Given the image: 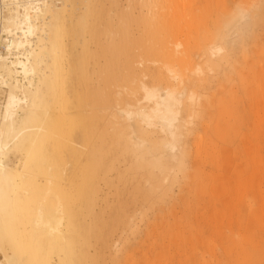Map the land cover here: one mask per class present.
<instances>
[{"label": "bare ground", "instance_id": "1", "mask_svg": "<svg viewBox=\"0 0 264 264\" xmlns=\"http://www.w3.org/2000/svg\"><path fill=\"white\" fill-rule=\"evenodd\" d=\"M137 1V19L132 20L127 10L116 21L111 1L103 12L99 0H0V264H88L89 228L83 218L89 216L90 195L97 190L91 182L104 165L103 155L112 154L122 142L133 156L149 147L141 141L132 148L123 128L112 127L117 125L114 118L159 124L174 135L185 92L183 82L176 87V79L182 81L176 63L188 60L183 28L172 41L182 54L173 56L176 52L168 46V59L173 60L159 67L172 75L174 86L150 88L141 82V99L132 106H123L115 94V86L127 82L125 76L116 78L113 65L130 43V21L137 23L139 42L148 49L153 38L167 34L168 15L174 10L171 0ZM236 4L212 35V56H226L254 32L255 22ZM254 9L256 15L259 5ZM101 39L106 40L104 46ZM77 87L84 90L82 96L76 94ZM114 100L119 103L112 105ZM174 148L169 140L150 147L154 153L167 152L166 157H172L168 152ZM183 155H176L179 165ZM146 161L141 167L161 163L159 156ZM259 170L253 162L252 175L243 178L236 173L233 200H224L222 189L214 194L223 207L214 211L211 221L222 223L225 204L240 201ZM153 175H149L152 188L165 191L159 182L168 181L167 176ZM210 191L214 192L213 185ZM252 220L256 223V215ZM176 236V230L169 234L168 245H176ZM243 243L241 238L239 248ZM241 252L250 256L246 248ZM160 262L166 264L164 258Z\"/></svg>", "mask_w": 264, "mask_h": 264}, {"label": "rangeland", "instance_id": "2", "mask_svg": "<svg viewBox=\"0 0 264 264\" xmlns=\"http://www.w3.org/2000/svg\"><path fill=\"white\" fill-rule=\"evenodd\" d=\"M109 1L116 21L127 10L132 20L139 17L137 0H129V4L126 0H99L103 12ZM171 1L174 10L168 15L167 34L153 38L148 49L139 42L137 23L130 21V43L125 54L114 61L113 73L116 78H127L126 83L115 86L123 106L141 99V82L150 88L174 86L172 75L159 67L173 60L168 59V46L176 52L173 56L182 54L183 49L172 41L174 33L183 28L188 60L176 63L182 75V81L176 79V87L183 82L185 89L176 130L169 136L159 124L114 118L117 125L112 127L123 128V137L132 148L141 141L149 147L140 148L133 156L122 142L113 155H103L104 165L91 182L97 190L90 195L89 216L83 218L89 228L88 264H162L161 258L166 264H264V0H184L182 5H176L179 0ZM252 2L255 5L248 8ZM236 3L245 8L248 20L255 22L251 27L254 32L226 56H212V35ZM256 5L260 9L255 15ZM105 42L101 39L102 46ZM103 61L100 56L98 63ZM94 78L92 75V81ZM75 91L80 96L84 92L79 87ZM111 108L116 114V107ZM163 140L174 144L168 152L172 157L151 151L153 144ZM181 152L183 162L179 165L176 155ZM152 156H159L161 163L141 167ZM253 162L260 168L259 175L254 176L243 198L225 204L222 223L211 221L214 211L223 207L214 194L218 196L222 189L223 199L233 200L236 173L243 178L252 175ZM150 174H158L160 179L167 176L168 181L159 182L165 191L152 188ZM252 214L256 223L251 221ZM175 230L182 238L176 236V245H168L169 234ZM241 238L244 243L239 248ZM242 247L250 250V256L242 255Z\"/></svg>", "mask_w": 264, "mask_h": 264}]
</instances>
